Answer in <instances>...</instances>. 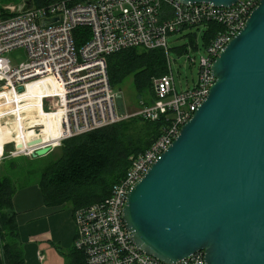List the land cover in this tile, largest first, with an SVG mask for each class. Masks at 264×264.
Returning a JSON list of instances; mask_svg holds the SVG:
<instances>
[{"label":"built area","instance_id":"1","mask_svg":"<svg viewBox=\"0 0 264 264\" xmlns=\"http://www.w3.org/2000/svg\"><path fill=\"white\" fill-rule=\"evenodd\" d=\"M0 19V81L21 92L32 82L56 80L59 94L45 95L51 111H60L63 141L131 116L149 121L164 117L159 137L145 151L130 157L125 177L103 201L74 211V247L86 264H169L146 254L132 240L123 219L129 191L168 149L182 126L205 101L216 78L212 66L219 53L244 28L259 0H239L230 7L177 0H46ZM47 22H44V21ZM223 26L201 57L200 77L193 88L178 91L169 58L168 37L185 27ZM79 29H84L77 33ZM80 32V31H79ZM77 35L80 38H77ZM78 41L81 42L80 46ZM163 49L168 72L153 80L154 97L120 115L118 92L112 87L107 58L129 48ZM24 48L28 61L13 64L6 54ZM23 87L19 90V87ZM55 99V100H54ZM172 264H206L198 251Z\"/></svg>","mask_w":264,"mask_h":264},{"label":"water","instance_id":"2","mask_svg":"<svg viewBox=\"0 0 264 264\" xmlns=\"http://www.w3.org/2000/svg\"><path fill=\"white\" fill-rule=\"evenodd\" d=\"M177 1L230 7L239 0ZM212 74L205 101L129 191L123 219L134 243L165 263L203 250L206 264H264V0ZM117 105L120 115L131 112L121 93Z\"/></svg>","mask_w":264,"mask_h":264},{"label":"trees","instance_id":"3","mask_svg":"<svg viewBox=\"0 0 264 264\" xmlns=\"http://www.w3.org/2000/svg\"><path fill=\"white\" fill-rule=\"evenodd\" d=\"M33 1L41 3L46 0ZM219 29H223V26L209 25L204 36L206 45ZM82 31L84 29H79L77 33ZM77 38L80 36L77 35ZM80 44L78 41L79 46ZM107 66L114 89L133 75L140 94L152 92L149 103L154 97V78L168 72L163 49H125L111 54L107 58ZM140 118L149 123L150 129L146 140L141 144H133L132 137L127 134V123L119 122L64 140L58 158L41 170L40 187L46 204L57 206L69 202L75 211L105 200L113 186L125 177L131 163L130 157L145 152L162 132L164 117L158 121ZM16 166L12 162L11 168ZM16 191V183L10 176L0 179V247L6 264H25L13 202ZM71 253L75 258L74 263L86 264L82 251L74 247Z\"/></svg>","mask_w":264,"mask_h":264},{"label":"rangeland","instance_id":"4","mask_svg":"<svg viewBox=\"0 0 264 264\" xmlns=\"http://www.w3.org/2000/svg\"><path fill=\"white\" fill-rule=\"evenodd\" d=\"M23 1L24 0H0V19L18 13ZM205 32V26L199 25L185 27L181 31L168 37L170 46L169 58L178 91L193 88L199 80L201 57L207 55V45L204 38ZM6 55L11 58L13 64H20L22 62L28 61V53L24 48L15 49ZM4 85L5 83L0 81V123L3 127H8V134H11L15 140L5 144V153L2 155L1 159H6V165H4V167L7 168V171H9L8 174L13 178L16 176L15 173H13L14 169L16 170V174L22 175V179H24V176H26L28 180L38 179L43 167L58 158L61 152V145H59V142L44 143L42 145L55 144L54 150L48 155L34 158L31 154L20 153L21 151L29 153V151L33 148L28 146L27 143L23 145L19 141L18 137L29 130H38L42 128L41 126H34V124H36L35 121L37 119L43 120V113L46 115L51 112L49 102L53 98H47L43 100L45 95H49L48 91L46 90L47 92L42 97L43 103L39 110L30 109V106L27 105L28 100L26 97H24L22 94L19 95L18 93H14L16 94V96H14L15 103H9L10 100L8 103H5L4 97L2 96L9 90L6 89ZM41 85L42 82L29 83V92L32 93L36 89L39 90ZM115 90L123 95L127 111L132 112L139 108L141 101L148 103L152 93L145 91L146 93L144 92L143 94H140L136 85L134 84L133 75L128 76L119 85V88ZM6 98H11V96L7 95ZM20 107L26 108L20 110ZM22 118L24 123L21 122ZM119 123H127V134L132 137L133 144L143 143L150 133V129L148 128L149 123L142 120L140 116H131ZM42 141L44 142L45 139H42ZM14 142L16 145L22 144V147L18 149L15 147ZM13 152H15V154H13ZM10 158H12V160ZM29 159L35 160L31 161ZM12 162L17 164L15 168H11Z\"/></svg>","mask_w":264,"mask_h":264},{"label":"crops","instance_id":"5","mask_svg":"<svg viewBox=\"0 0 264 264\" xmlns=\"http://www.w3.org/2000/svg\"><path fill=\"white\" fill-rule=\"evenodd\" d=\"M7 135L8 127L1 126L0 179L3 176H10L17 186L13 202L19 223L25 264H76L71 253L76 236V222L72 204L69 202L57 206L46 204L40 187L41 174L38 179L34 180H28L26 176L22 179V175L16 174L14 169L13 173L16 175L14 178L8 174L9 171L4 167L6 159H1L5 153V144L8 143ZM14 144L16 147L15 142ZM20 153L25 152L21 151ZM10 159L12 160V158ZM29 160L34 161L35 159ZM0 264H6L1 247Z\"/></svg>","mask_w":264,"mask_h":264},{"label":"bare ground","instance_id":"6","mask_svg":"<svg viewBox=\"0 0 264 264\" xmlns=\"http://www.w3.org/2000/svg\"><path fill=\"white\" fill-rule=\"evenodd\" d=\"M40 82H42V85L39 87V90L36 89L32 93L29 92V89H28L29 84H28L27 88L24 89L23 91H21V92L13 91V90L8 91L2 97H4L5 103H8L9 100H10L9 103H15L14 96H16V94H14V93H18L19 95L22 94L28 100L27 105L30 106V109H38L39 110L40 106L43 103L42 97L44 96V94L47 91H48L49 95H51V96H56L59 94V87H58L56 80H52V81L50 80L51 86H49V83L47 80L39 81V82H35V83H40ZM0 95H1V93H0ZM7 95L11 96V98H6ZM35 106H36V108H35ZM25 108L26 107H20V110L25 109ZM43 115H44L43 120L37 119L35 121L36 124H34V126L35 125L41 126L42 127L41 129L29 130L27 132H24L23 134H21L18 137L19 141L23 145L26 143L28 144L29 142H31L32 140L37 139V138L45 139L44 142H50V143H53L55 141H57V142L60 141V137H61V115H60V111L59 112L58 111H55V112L51 111L46 115L43 113ZM21 122H23V118H22ZM48 125H49V127H48ZM1 126L2 125L0 123V127ZM6 139H7L8 143L13 142L15 140V138L11 134H8ZM42 144H43V141L40 144L30 146L33 149H31L29 151V153H32L34 151V149H36L38 147L44 146ZM47 145L54 147V144H47Z\"/></svg>","mask_w":264,"mask_h":264}]
</instances>
